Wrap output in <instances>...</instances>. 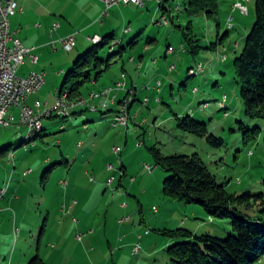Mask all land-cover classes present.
<instances>
[{
	"label": "rangeland",
	"instance_id": "374dc122",
	"mask_svg": "<svg viewBox=\"0 0 264 264\" xmlns=\"http://www.w3.org/2000/svg\"><path fill=\"white\" fill-rule=\"evenodd\" d=\"M239 1L248 7V15L234 9ZM163 4L167 12L160 6V26L156 23L159 19L154 21L138 47L126 46L124 50L117 45L118 35L110 45L113 48L101 52L103 60H110L111 68L130 66L132 57L137 61L144 58L146 67H177L175 74L170 75L177 80L173 88L172 79L164 76L159 77L161 93H148L153 105L143 109L147 124H132L129 131L123 128L120 135L119 129L113 127L118 112L114 122L109 120L110 133L90 142L83 130L85 116L54 117L45 131L42 132V124L34 135L16 123L0 128V147L10 146L9 158L0 163V189H4L0 192L7 191L3 195L6 202H0V264H11L22 245L28 249L34 246L38 251L43 242V254L49 242L57 246V240L50 237L53 229H67L63 237L71 249L64 264H171L168 249L179 241L164 234L166 231L184 228L197 236L221 239L233 235L231 219L211 218L198 204H184L164 196V182L169 174L157 165L151 150L154 148L163 156L198 154L230 194L264 193V119L248 117L235 64L256 22V0H219L218 13L210 16L190 14L189 0H163ZM149 13L152 16L153 10ZM164 14L176 16L173 22L162 26ZM189 24L202 47L198 56L191 54L188 46V52L184 51L183 33H189L185 30ZM153 32L159 42L143 55L142 49ZM213 44L217 46L212 47ZM93 47L92 42L87 51ZM170 48L174 54H169ZM75 50L66 53L76 55L78 49ZM225 56L227 60L223 61ZM154 60L159 64L155 65ZM200 63L204 72L197 70ZM190 68L199 72L198 76L192 77ZM43 94L52 101L51 109L58 97L53 101L54 88L46 87ZM130 96L127 94L124 100ZM158 98L162 102L157 103ZM115 101L112 105L117 104ZM131 115L137 118L136 114ZM187 116L206 123L208 134L199 136L180 129L179 119ZM62 126L67 128L61 129ZM256 128L261 130L258 139L246 145L245 131ZM41 132L44 140L20 147ZM212 136L223 144H214ZM63 157L68 166L56 167L49 173ZM28 170L29 176L23 177ZM45 174L49 178L46 182ZM77 179L80 180L76 187ZM60 180L63 184L69 181V187L60 186ZM74 202L80 204L79 208L66 218L68 206ZM16 229L29 231L21 234ZM148 230L151 232L146 235ZM140 236L143 239L139 240ZM137 243L142 248L136 255L129 245ZM77 247L84 249L88 259L79 260L76 253L73 263L70 257ZM257 264H264V260Z\"/></svg>",
	"mask_w": 264,
	"mask_h": 264
},
{
	"label": "crops",
	"instance_id": "0c3cea01",
	"mask_svg": "<svg viewBox=\"0 0 264 264\" xmlns=\"http://www.w3.org/2000/svg\"><path fill=\"white\" fill-rule=\"evenodd\" d=\"M17 2L23 11L12 17L11 30L13 35L21 39L24 45L30 50V56L26 58L24 65L19 68L18 74L22 77H26L32 72H44L46 74V84L43 89L39 93L32 95L27 101L31 107H36L38 102L41 103L42 110L49 109L52 102L49 97L43 94L45 88H54L53 101H56L58 91L61 90L63 85V82L61 81L64 80L66 74L70 71V66L74 63L75 59L84 55L89 49L88 45L92 43L91 39L93 37L100 36L104 38L113 35L116 39L118 35H121L118 37L120 39L117 41V45L125 47L123 48L124 50H126V46L132 48L138 47L144 35L148 33L149 26H151L154 21L159 19L160 6H163V9L165 7L163 0L150 1L145 7H139L133 4H120L110 8L108 11L105 3L101 0H17ZM150 10H153L152 16L149 13ZM165 11L167 12V10H164V12ZM165 16L168 18H175L176 15L171 14L168 16L164 14L161 18L162 21ZM171 22H173V20ZM55 23L59 24V28L52 32L51 30L53 24ZM156 23L160 26V19ZM165 24L166 23L162 22L161 25L164 26ZM152 34L153 36L149 35L148 41L142 49L144 53L143 55L151 52L152 44L159 42V36L155 32ZM71 35H75L76 38L75 49H78L76 55L67 54L62 43V39ZM126 40L127 45L124 44ZM31 56H35L37 58L36 62ZM144 62V58H140L139 61H137V58L132 57L130 59V66L125 65L121 69L119 67L110 68L101 76L94 77L91 82L84 86L82 89V97L87 99L90 105L95 107L97 110L94 111L87 107L79 108L72 111L68 118H71L72 116H75L76 118L85 116L87 121L84 123L85 126L83 127V130L86 131L88 139L87 142L97 138L99 135L106 136L110 133L107 131L109 128V120L110 123L113 122V119L118 111L119 102L126 98L127 91L126 89L116 90L114 95L117 97V104L111 105L109 109H104L103 107V104L108 101V98L102 97L101 92L106 87H111L119 83L122 80L123 74L127 75L126 88H133L137 94L136 101H134L131 106V113L134 115L136 114L137 118L131 121L126 127L120 126L114 128L119 129V134L123 135V128H126V130L129 131L132 124V126L136 127L144 126L145 123H148L147 118L144 116L145 119H143L142 115L144 107H148L150 109L153 105L152 99L148 98V93L159 95L161 93L160 88H162V82L159 77L169 76L172 79L173 77L170 75L175 74L177 67L175 65L157 68L146 67ZM153 63L158 65L159 61L154 60ZM172 67L175 68L172 69ZM174 80L172 79V88L173 84L177 82L176 79ZM158 83H161V87L158 86ZM93 93L96 95L94 98L92 97ZM158 102L160 103L162 100L158 98L157 103ZM88 114H91V116ZM9 115L13 117L11 126L16 123L17 125L26 128L21 124V113L18 108H12ZM53 118L54 117L43 120L42 132L45 131L49 125H51V121L49 120H52ZM66 128L67 126H62L61 129L65 130ZM43 138L44 137L41 133L36 137L34 143L36 144L38 140H44ZM2 147H0V149ZM4 158L8 159V154L0 158L1 164L4 162ZM66 164H68V162L64 160L63 157L62 161L58 162L55 168L62 167L64 165L68 166ZM2 170L3 168H0V174L3 172ZM7 170H9L8 167H6V172ZM53 170L54 168L51 172ZM30 171L31 170L24 171L23 177H28ZM4 174L6 173L4 172ZM15 175L16 174L13 173V176ZM48 179L49 178H43L45 182L48 181ZM79 180L80 179H77L76 181V187L78 186ZM63 182V180H60L59 185L63 188L64 186L68 188L70 182L66 181V184H63ZM2 190L0 189V191ZM6 193L7 191L5 194ZM131 193L132 192H129L130 195ZM4 198L0 199V202H2ZM16 199L20 201L21 198L17 196ZM4 202H6V199ZM79 205L80 204L78 202H74L69 205V210L65 213L67 214L65 217L67 218L69 213H73L77 208H79ZM65 209L66 205L63 206V210ZM16 230L21 234L29 231L27 229ZM66 230L67 229H53L50 237L51 240H53V238L57 240V246L56 244H51V242H49L44 247L46 248L44 254L42 252L40 253V250H42L44 246L43 242L41 246L39 243V249L37 248L38 251L35 250L34 246H29L30 248L28 249L24 248L22 245L20 247L21 252L18 254L15 253L11 264H30L37 256L44 262V264H52L53 262H56V264H64L69 255L68 252L71 249V245L65 244V238L63 237L64 234H67ZM146 235L149 234L146 233ZM141 239H143V236L139 238V240ZM132 246L134 247V245H129L130 249ZM76 253L79 254V260H82L83 258L88 259L84 249L81 250L77 247V249H75V253L71 254L70 257L73 263L76 258Z\"/></svg>",
	"mask_w": 264,
	"mask_h": 264
},
{
	"label": "trees",
	"instance_id": "16d2710c",
	"mask_svg": "<svg viewBox=\"0 0 264 264\" xmlns=\"http://www.w3.org/2000/svg\"><path fill=\"white\" fill-rule=\"evenodd\" d=\"M189 6L188 11L192 15L206 13L210 16L218 13L220 5L219 0H189ZM164 10L167 9L164 7ZM165 18L168 23L174 20L172 17L165 16ZM185 30H189V33H183L184 51L188 52L189 48L191 54L198 56L202 47L192 33L191 24ZM114 40L116 39L113 35L104 37L101 43L94 44L91 50L80 56L74 63L73 69L66 74L60 92L68 93L71 100L81 98L84 86L94 77L101 76L111 68L110 60H103L101 52L107 47L112 49L113 46L110 45ZM214 46L217 45L213 44L212 47ZM235 64L248 117L264 119V0H256V22ZM103 65H106L104 69ZM197 74L191 76H198ZM131 89L133 88H126L127 94ZM135 95H137L136 91ZM135 95H133L134 101H136ZM79 108L86 107L77 109ZM179 128L199 136L208 134L207 124L192 116L179 119ZM260 131V128L252 132L246 130L244 143L249 145L255 142ZM36 137L29 141L25 140L20 147L34 143ZM211 139L217 146L223 144L222 140L214 136ZM9 148L10 146H6L0 149V158L9 153ZM151 150L157 165L169 174L163 188L166 198L184 204H198L211 218L231 219L233 222L234 234L227 239L210 235L197 236L184 228L166 231L164 234L179 241L168 249L171 264H257L264 260V193L230 194L224 185L217 182L198 154L163 156L156 148ZM55 166L57 164L48 172L50 173ZM46 176L45 174L43 178H47ZM134 248L135 246L133 252ZM30 264H44V262L37 256Z\"/></svg>",
	"mask_w": 264,
	"mask_h": 264
},
{
	"label": "built area",
	"instance_id": "2783aa9c",
	"mask_svg": "<svg viewBox=\"0 0 264 264\" xmlns=\"http://www.w3.org/2000/svg\"><path fill=\"white\" fill-rule=\"evenodd\" d=\"M101 1L105 3L108 11L110 8L120 4H133L139 7H145L148 2L155 0ZM234 9L240 10L244 15L249 14L248 7L241 1L235 3ZM22 11L23 9L19 6L17 0H0V128L11 126L13 117L9 115V112L12 108H18L20 110L21 124L27 129L35 127L37 124H42L44 119L52 117L68 118L71 112L78 107H90L94 111L97 110L84 97L71 100L69 95H67L68 103L57 102L51 109L42 110V105L39 102L36 104V107H31L27 103L32 95L39 93L45 86L46 74L44 72H32L26 77L18 74L19 68L24 65L26 58L30 56V50L24 45L21 39L13 35L11 30L12 17ZM163 23L167 24L168 20L164 18ZM58 28L59 24L55 23L51 31L53 32ZM62 43L67 51H73L76 47L75 35L62 39ZM31 57L36 62L37 58L35 56ZM226 60L227 58L225 56L223 61ZM198 67L200 72L202 64L200 63ZM126 86L127 75L124 74L119 83L111 87H106L101 92L102 97H110V102L107 101L103 104L104 109L110 108L112 98H117L114 92L119 89H126ZM158 86H161V83H158ZM128 94L131 96L124 100L122 104H119V114L116 116V123L113 124L114 127L127 126L129 121L135 118L130 113V105L134 102L133 95H135V90H129ZM92 97L94 98L96 95L93 93ZM116 151L119 152L120 149L118 148ZM149 232L148 230L147 233ZM79 239H81L80 236ZM140 250L141 246L136 245L134 254H139Z\"/></svg>",
	"mask_w": 264,
	"mask_h": 264
},
{
	"label": "bare ground",
	"instance_id": "6f19581e",
	"mask_svg": "<svg viewBox=\"0 0 264 264\" xmlns=\"http://www.w3.org/2000/svg\"><path fill=\"white\" fill-rule=\"evenodd\" d=\"M92 42L94 43V44H99V43H101L102 42V37H100V36H97V37H95V38H93L92 39ZM169 52L170 53H172V52H174V49H172V48H170L169 49ZM227 58V57H226ZM202 64V63H201ZM198 71H199V67H198ZM201 71L202 72H204V65L202 64V67H201ZM199 73V72H198ZM191 74H196V72L194 71V70H192L191 71ZM58 97H57V102H59V103H68V94L65 92V93H62V92H60V91H58ZM115 99L116 98H113V100H112V102L113 103H116V101H115ZM225 104V103H224ZM116 120V119H115ZM116 122V121H115ZM42 128V124H37V125H35V127H30L29 129H30V133H31V135H34L38 130H40ZM30 135V136H31ZM3 192H0V199H2L3 198Z\"/></svg>",
	"mask_w": 264,
	"mask_h": 264
}]
</instances>
